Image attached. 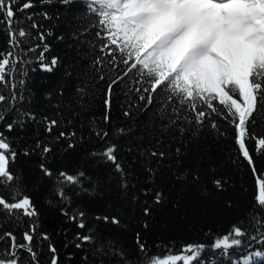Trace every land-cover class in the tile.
<instances>
[{"label": "trees", "instance_id": "obj_1", "mask_svg": "<svg viewBox=\"0 0 264 264\" xmlns=\"http://www.w3.org/2000/svg\"><path fill=\"white\" fill-rule=\"evenodd\" d=\"M23 3L25 0H16L14 10ZM31 3L32 8L16 11L12 28L26 32L17 48L10 46L9 29L0 15V56L12 52L23 61L9 78V85L16 86V100L10 103L6 99L0 105L5 117L0 132L16 152L15 161L9 164L16 176L12 183L31 199L38 215L9 216L0 211V254L11 244L5 233H12L20 244L23 234L29 232L39 264H51L50 245L57 250L59 264H144L137 234L148 256L165 258L184 254L186 245H211L234 225L250 235L255 233L256 219H264V209L256 201L257 180L264 178V150L257 151L256 142L264 138V112L254 114L247 126L250 138L246 146L254 172L238 150L231 118L211 114L203 125H197L191 112L180 109V118L170 125L169 119H176L172 108L179 105L175 101L169 104L167 93H162L146 107L134 88L148 84L137 85L132 74L113 86L111 108L107 109L108 85L122 74L124 66L113 71L107 62L111 57L100 52L104 40L97 38L98 18L88 10L86 0ZM41 52L44 63L58 59L53 72L41 69ZM0 93L10 97L13 89L3 86ZM217 107L223 111L222 106ZM184 116L193 122L188 123ZM51 120L57 124L49 132ZM9 123L13 124L11 131L6 127ZM61 132L66 135L60 136ZM97 132L108 135L98 136ZM113 145L123 174L101 155ZM44 147L51 151L44 153ZM153 151L165 153L164 158L152 156ZM41 165L52 176H46ZM61 172L79 182H62ZM214 180H220L222 188ZM16 188L0 186V197L11 200ZM61 190L63 198L58 194ZM157 192L162 193L159 204L154 200ZM80 213L84 214V229L77 227ZM113 217L119 224L111 223ZM77 234L91 235L93 242L77 248ZM247 243L261 247L255 241ZM244 251L246 248L237 255ZM19 255L21 264H30L26 252L21 250ZM201 259L208 264H230L208 249Z\"/></svg>", "mask_w": 264, "mask_h": 264}, {"label": "snow or ice", "instance_id": "obj_2", "mask_svg": "<svg viewBox=\"0 0 264 264\" xmlns=\"http://www.w3.org/2000/svg\"><path fill=\"white\" fill-rule=\"evenodd\" d=\"M15 2L16 0H0V15L8 26L9 42L13 48L19 47L21 38L26 36L24 29L12 28L16 11L33 7L31 0H25L19 9L14 10ZM62 2L69 4L71 0ZM86 4L88 10L98 18L96 35L104 40L100 52L111 57L107 62L113 71L124 66L122 74L117 75L108 85L105 100L107 109L111 108L113 86L132 74L137 77V85L148 84L147 87L134 88V91L140 93L138 99L144 101L146 107H150L154 97H159L162 93H167L169 104L175 101L179 105V108H172L176 119H169L170 125L176 124L180 118V109L191 112L197 125H203L205 118L211 114L231 118L237 132L235 142L238 150L255 172L246 140L250 138L247 127L250 119L254 114L264 112V0H86ZM43 38L41 34L40 39ZM38 59L45 72H53L58 64L55 57L44 63L43 52ZM22 62L12 52L0 56V87L10 86L13 89L10 97L0 93V105L6 99L10 103L16 100V86L14 83L9 85V78L14 75L17 64ZM97 64L102 66L100 60H97ZM100 79L103 80L104 76L101 75ZM217 104L222 106V112L218 110ZM3 111L0 108V113ZM23 115L35 118L30 113ZM125 115L129 113L126 111ZM4 119V115L0 114V121ZM104 119L107 122V115ZM183 119L188 123L193 122L187 116ZM56 124V120L49 121L47 130L51 132ZM6 127L11 131L13 124L9 123ZM211 127L215 129L216 123L213 122ZM65 135L60 133L62 137ZM97 135L106 137L108 133L97 132ZM256 142L257 151L264 150V138H259ZM73 146L69 144V147ZM43 151L47 153L51 149L44 147ZM115 151L113 145L107 147L101 155L115 165L117 172L123 174ZM151 155L163 159L165 153L153 151ZM15 159L16 152L0 132V186L16 188L12 183L16 176L9 167L10 161L14 162ZM41 169L46 176H52V172L43 165ZM80 175L83 176V173ZM60 176L63 177L62 182H79L77 177L63 172ZM213 183L218 189L222 188L220 180H214ZM257 184L256 201L264 209V178L258 179ZM58 194L61 198L64 197L62 190ZM144 194L148 195V192L145 191ZM161 197L162 193L157 192L155 203L159 204ZM0 211L9 216L16 213L29 218L38 215L31 199L20 194L18 188L11 200L0 197ZM147 214L148 209H145V215ZM83 215L80 213L81 219L77 223L80 229L86 227ZM70 219L76 221L77 218L72 216ZM103 219L105 222L109 221L108 217ZM111 223L119 224V220L113 217ZM256 224L255 233L251 235L234 225L228 234L215 238L211 245H186L182 249L184 254H171L165 258L148 256L139 234L137 245L144 254V264H177L179 261L183 264H208L207 260L201 259L206 249L230 264H264V231H261L264 219H256ZM34 232L33 225L32 233ZM4 235L10 238L11 244L0 254V264H21V250L30 257V264H39L37 253L32 248L33 234L25 232L23 243L20 244L16 243V237L12 233ZM243 238L255 241L261 247L257 248ZM44 239L48 237L45 236ZM77 240L80 243L76 247L81 248L84 244L92 243L93 237L77 234ZM242 248H246V251L237 255ZM49 252L52 253L51 264H59L56 248L50 245Z\"/></svg>", "mask_w": 264, "mask_h": 264}]
</instances>
